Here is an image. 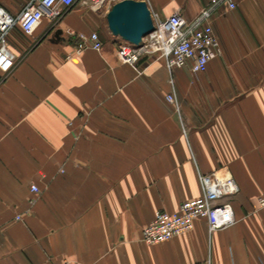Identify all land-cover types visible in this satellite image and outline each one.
Masks as SVG:
<instances>
[{
  "label": "crops",
  "instance_id": "1",
  "mask_svg": "<svg viewBox=\"0 0 264 264\" xmlns=\"http://www.w3.org/2000/svg\"><path fill=\"white\" fill-rule=\"evenodd\" d=\"M28 0H0L17 15ZM211 19L221 54L206 71L121 57L106 16L85 3L15 27L0 71V264H264V0ZM165 18L198 17L208 0H148ZM98 31L75 50L68 31ZM175 81L179 109L166 99ZM234 177L235 222L162 243L142 231L158 210L202 195L199 174ZM40 191L34 193L31 185ZM20 216L21 219L16 217Z\"/></svg>",
  "mask_w": 264,
  "mask_h": 264
},
{
  "label": "built area",
  "instance_id": "2",
  "mask_svg": "<svg viewBox=\"0 0 264 264\" xmlns=\"http://www.w3.org/2000/svg\"><path fill=\"white\" fill-rule=\"evenodd\" d=\"M121 0H28L17 15H12L0 6V71L9 73L15 63L16 53L10 45V34L20 27L24 34L32 35L45 16L58 21L76 3H85L91 11L104 15ZM148 3V0H144ZM148 6L150 7L149 3ZM222 6L228 9L237 7L236 0H208L194 20H188L180 11L162 18L151 8L154 30L143 38L140 45L118 37V49L126 63L137 68L139 61L146 56L163 58L170 73L175 68L189 67L193 74L206 71L211 59L221 54L220 42L214 31L211 19ZM75 42V50L81 52L91 47L102 48L104 41L98 31L89 34L68 31ZM172 90L166 95L167 101L179 109L175 81L171 75ZM219 170L208 174L200 173L202 195L183 201L178 210L170 212L158 210L154 219L143 228L142 239L147 243H162L193 229L197 218L208 221L210 232L226 229L235 222V213L230 197L239 187L228 173ZM34 193L40 191L36 184L31 185ZM259 206L264 207V192L259 198ZM21 219L20 216L16 217ZM65 264H70L66 261Z\"/></svg>",
  "mask_w": 264,
  "mask_h": 264
},
{
  "label": "water",
  "instance_id": "3",
  "mask_svg": "<svg viewBox=\"0 0 264 264\" xmlns=\"http://www.w3.org/2000/svg\"><path fill=\"white\" fill-rule=\"evenodd\" d=\"M106 21L112 35L136 46L155 28L150 7L144 0L118 1L106 14Z\"/></svg>",
  "mask_w": 264,
  "mask_h": 264
}]
</instances>
